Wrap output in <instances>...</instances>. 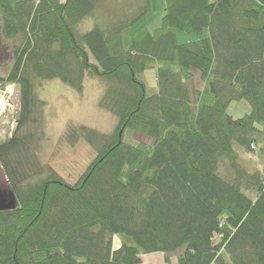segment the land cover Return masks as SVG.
I'll list each match as a JSON object with an SVG mask.
<instances>
[{"label": "trees", "instance_id": "trees-1", "mask_svg": "<svg viewBox=\"0 0 264 264\" xmlns=\"http://www.w3.org/2000/svg\"><path fill=\"white\" fill-rule=\"evenodd\" d=\"M106 1L0 0L1 35L13 45L0 80L21 99L13 135L0 142L17 199L0 210V264H140L158 251L177 254L176 264H264V171L236 149L264 155V0H165L154 32L131 29L151 0ZM85 19L93 27L83 31ZM178 30L200 38L180 43ZM150 67L151 94L141 77ZM196 74L204 86L193 102ZM87 77L105 84L99 105L117 122L108 133L68 128L73 144L96 150L71 183L41 161L38 90L58 78L82 93ZM238 100L250 111L236 118L228 108Z\"/></svg>", "mask_w": 264, "mask_h": 264}, {"label": "rangeland", "instance_id": "rangeland-1", "mask_svg": "<svg viewBox=\"0 0 264 264\" xmlns=\"http://www.w3.org/2000/svg\"><path fill=\"white\" fill-rule=\"evenodd\" d=\"M124 0H107L106 5L116 7V4ZM116 3V4H115ZM152 10L143 17L137 24L131 27L132 32L138 31L140 27H146L151 31H156L163 24V12L165 0H151ZM122 9L117 8V16L120 17ZM0 19V28H1ZM81 29L88 30L93 27L91 19H85ZM207 30L203 35L207 34ZM177 38L180 43L189 42L200 38L196 33H187L177 31ZM11 41L6 40L1 35L0 30V77H5L10 71L12 63ZM141 77L147 84L148 93L156 92L159 89L157 82V71L155 67H150L142 73ZM82 93L75 90L72 86L63 83L62 80L54 78L48 80L40 86L38 90L39 98L45 101L42 108V120L44 130L43 138L40 140L38 152L41 161L49 163L58 173H60L68 182H76L82 175L92 159L96 156V150L83 138L78 142L72 143L68 140V128L80 125L90 126L102 132L108 133L113 130L117 122V117L110 111L99 105L101 94L105 88L98 78L87 77L84 82ZM204 86L203 80L199 75H195L191 80V91L193 102L196 94ZM5 103V107L0 113V142L13 135V130L17 125V116L20 109V88L15 83H2L0 80V101ZM228 111L236 118L243 116L250 111L246 100L233 101ZM40 114V115H41ZM132 138L140 141L150 142L147 136L134 133ZM236 149L240 154V162L247 166L249 170L259 168L264 171V155L260 154L258 148L255 151H248L242 145L236 144ZM219 173L230 182L233 180L231 169L227 159L223 158L220 162ZM0 190L1 193L11 197V188L8 184V178L3 172L0 164ZM250 197H255V192L248 193ZM121 236L117 235L115 241L120 242Z\"/></svg>", "mask_w": 264, "mask_h": 264}, {"label": "crops", "instance_id": "crops-1", "mask_svg": "<svg viewBox=\"0 0 264 264\" xmlns=\"http://www.w3.org/2000/svg\"><path fill=\"white\" fill-rule=\"evenodd\" d=\"M119 244L120 242L116 243V245ZM176 261H177V254L175 253L171 254L170 260L168 261L167 254L158 251V252H149L148 254H143L141 256L140 264H176ZM213 264H217V263H213Z\"/></svg>", "mask_w": 264, "mask_h": 264}, {"label": "water", "instance_id": "water-1", "mask_svg": "<svg viewBox=\"0 0 264 264\" xmlns=\"http://www.w3.org/2000/svg\"><path fill=\"white\" fill-rule=\"evenodd\" d=\"M3 193V192H2ZM0 190V210L5 209H14L17 205V199L14 194L11 192V197L4 195Z\"/></svg>", "mask_w": 264, "mask_h": 264}, {"label": "bare ground", "instance_id": "bare-ground-1", "mask_svg": "<svg viewBox=\"0 0 264 264\" xmlns=\"http://www.w3.org/2000/svg\"><path fill=\"white\" fill-rule=\"evenodd\" d=\"M5 107V103L1 100L0 101V113L3 111L2 109Z\"/></svg>", "mask_w": 264, "mask_h": 264}]
</instances>
